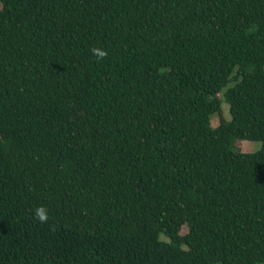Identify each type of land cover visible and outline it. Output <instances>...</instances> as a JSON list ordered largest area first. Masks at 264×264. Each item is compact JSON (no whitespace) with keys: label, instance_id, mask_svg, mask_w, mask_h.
<instances>
[{"label":"trees","instance_id":"trees-1","mask_svg":"<svg viewBox=\"0 0 264 264\" xmlns=\"http://www.w3.org/2000/svg\"><path fill=\"white\" fill-rule=\"evenodd\" d=\"M262 263L264 0H0V264Z\"/></svg>","mask_w":264,"mask_h":264},{"label":"rangeland","instance_id":"rangeland-1","mask_svg":"<svg viewBox=\"0 0 264 264\" xmlns=\"http://www.w3.org/2000/svg\"><path fill=\"white\" fill-rule=\"evenodd\" d=\"M219 96H220L221 101H222L221 102V111H220V113H214L210 116V124L212 127H216L219 124L221 117H223L226 120L230 119L228 103L223 100L222 93H220ZM236 141H235L236 150H238L240 152H245V153L255 152L262 147L261 141L242 140V139H240V140L237 139ZM186 230H187L186 225H183L181 232L184 233ZM160 239L167 240V238L162 233L160 234ZM262 264H264V263H262Z\"/></svg>","mask_w":264,"mask_h":264}]
</instances>
